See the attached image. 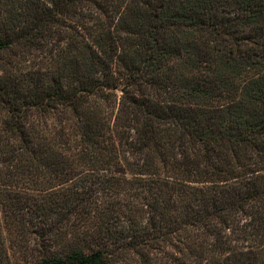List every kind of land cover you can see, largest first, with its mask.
Instances as JSON below:
<instances>
[{"label": "trees", "instance_id": "16d2710c", "mask_svg": "<svg viewBox=\"0 0 264 264\" xmlns=\"http://www.w3.org/2000/svg\"><path fill=\"white\" fill-rule=\"evenodd\" d=\"M0 106L35 264H264V0H0Z\"/></svg>", "mask_w": 264, "mask_h": 264}, {"label": "rangeland", "instance_id": "374dc122", "mask_svg": "<svg viewBox=\"0 0 264 264\" xmlns=\"http://www.w3.org/2000/svg\"><path fill=\"white\" fill-rule=\"evenodd\" d=\"M8 57L4 54L1 60ZM6 110L0 106V264H35L46 256L41 233L45 222L32 211L42 201V192L33 190L26 179L11 186V133L5 124Z\"/></svg>", "mask_w": 264, "mask_h": 264}]
</instances>
